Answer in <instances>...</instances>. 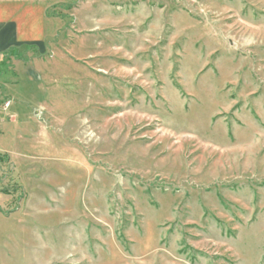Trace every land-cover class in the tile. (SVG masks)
<instances>
[{
    "label": "rangeland",
    "instance_id": "rangeland-1",
    "mask_svg": "<svg viewBox=\"0 0 264 264\" xmlns=\"http://www.w3.org/2000/svg\"><path fill=\"white\" fill-rule=\"evenodd\" d=\"M23 9L0 264H264V0Z\"/></svg>",
    "mask_w": 264,
    "mask_h": 264
},
{
    "label": "crops",
    "instance_id": "crops-1",
    "mask_svg": "<svg viewBox=\"0 0 264 264\" xmlns=\"http://www.w3.org/2000/svg\"><path fill=\"white\" fill-rule=\"evenodd\" d=\"M23 8L24 0H0V66L6 62L9 51L25 44Z\"/></svg>",
    "mask_w": 264,
    "mask_h": 264
},
{
    "label": "trees",
    "instance_id": "trees-1",
    "mask_svg": "<svg viewBox=\"0 0 264 264\" xmlns=\"http://www.w3.org/2000/svg\"><path fill=\"white\" fill-rule=\"evenodd\" d=\"M20 51V49H12L11 51H9V54L7 56V59H10L11 57L15 56L16 58H18V52ZM5 65V63H3L1 66ZM1 73V72H0Z\"/></svg>",
    "mask_w": 264,
    "mask_h": 264
}]
</instances>
